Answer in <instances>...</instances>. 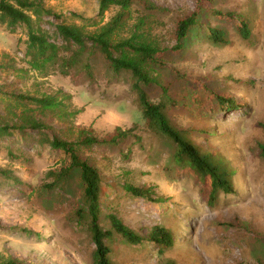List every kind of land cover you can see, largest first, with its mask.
I'll use <instances>...</instances> for the list:
<instances>
[{
	"label": "rangeland",
	"instance_id": "374dc122",
	"mask_svg": "<svg viewBox=\"0 0 264 264\" xmlns=\"http://www.w3.org/2000/svg\"><path fill=\"white\" fill-rule=\"evenodd\" d=\"M43 1L51 15L42 16L37 26L58 45L63 43L59 24L82 26L87 25L83 19H93L102 26L120 10L111 7L102 19L100 0ZM196 8V0H139L122 36L129 37L144 19L148 41L171 49L177 43V22ZM216 13L242 16L249 39L241 37L234 20ZM198 18L182 49L167 53L166 66L151 73L155 83L142 88L152 102L164 103L174 126L191 131L195 145L224 159L235 172L234 193H222L213 206L201 196L197 180L174 161L175 146L145 125L131 72H115L98 50L88 49L68 74L55 64L44 75L27 65V29L10 33L0 26V65L19 69L0 70V85H12L14 93L56 96L66 111H79L71 119L36 114L47 125L42 131L0 138V169L6 171L0 174V261L92 264L95 245L86 222L78 219L83 208L78 174L53 189L46 175L65 158L50 142L74 141L77 129L91 127L98 138L117 128L131 129L117 146L83 150L103 176L99 223L112 231L105 241L111 264H264V158L259 149L264 145V0H212ZM210 29L224 31L228 43H214ZM210 90L234 98L236 108H217L209 116L200 111L197 99H205ZM3 109L0 105V113ZM125 184L154 187L155 195L151 200L133 197ZM108 213L144 241L129 244L111 228ZM156 226L171 233L170 247L150 242Z\"/></svg>",
	"mask_w": 264,
	"mask_h": 264
},
{
	"label": "trees",
	"instance_id": "16d2710c",
	"mask_svg": "<svg viewBox=\"0 0 264 264\" xmlns=\"http://www.w3.org/2000/svg\"><path fill=\"white\" fill-rule=\"evenodd\" d=\"M211 1L196 0V10L177 22L175 32L177 43L171 49H162L148 41L143 30L144 19L134 25V31L129 37L122 36L128 27L127 20L128 16L130 19L131 8L139 0H100L98 13L100 18L103 19L111 7L119 8V12L102 26H99L93 19H83L87 25L82 26L59 24L57 33L62 39V45L50 42L44 31L37 26L42 16L51 15V11L46 8L43 0H0V26L6 27L10 33H14L17 27L21 26L27 29L28 39L25 53L28 60L27 65L44 75H47L49 68L55 64H59V69L63 74H68L77 65L78 58L87 53L88 49L98 50L115 72L121 70L131 72L135 79L133 89L139 94L145 125L175 146L174 161L182 167L183 172L197 180L201 185V196L210 206H213L222 193H234L233 176L235 172L224 159L215 153L203 152L195 145L189 139L191 131L174 126L165 113L164 103L152 102L142 88V85L155 83L151 73L157 67L166 66L167 53H177L182 49L183 41L199 23L200 11ZM149 7L154 8L152 5ZM216 14L234 20L241 37L249 39L251 33L248 22L242 16L239 15L240 18H236L237 14ZM34 18H37V21ZM94 27V30L87 29ZM209 36L216 44L228 43L225 39V32L222 30L210 29ZM68 53L71 55L66 57ZM85 68L88 70L90 67L86 64ZM0 70L19 71L10 64H4ZM20 72H27V69L22 68ZM11 87L12 85H0V105L4 108L3 113H0V138L13 132L42 131L47 125L36 114L43 115L48 112L60 119L62 117L71 119L79 112L66 111L65 103L59 101L56 96L36 97L28 93H14ZM197 100L200 111L208 116L215 113L217 108L223 110L237 106L234 98L214 93L213 90L207 92L205 99ZM17 109L20 110L16 111ZM260 126L264 129V124ZM69 130L74 132L73 125L69 126ZM130 130L123 131L117 128L109 137L98 138L91 127H81L75 132L74 141L54 138L50 142L53 149L63 151L65 158L59 167L46 174L52 180L47 187L53 189L58 183L65 182L74 174H78L83 201V208L78 211V219L86 222L91 240L95 245L92 264H111L110 249L105 241L111 237L112 231L104 230L99 223L103 210L101 203L102 173L96 165L84 157L83 150L100 145L117 146L126 139ZM259 149L264 158V145H259ZM0 174L5 175L6 171L0 169ZM124 188L127 193L136 198L151 200L155 195L154 187H133L125 184ZM107 217L111 228L129 244L139 245L144 241L143 237L126 226L116 214L108 213ZM149 240L161 247L168 248L172 245L171 233L159 226L153 228ZM0 264L28 263L9 259L4 262L0 261ZM165 264L176 263L169 260Z\"/></svg>",
	"mask_w": 264,
	"mask_h": 264
}]
</instances>
